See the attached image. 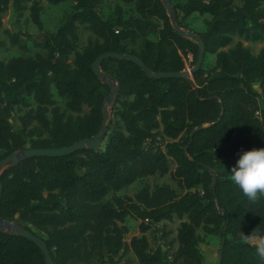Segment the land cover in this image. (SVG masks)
Returning <instances> with one entry per match:
<instances>
[{
    "label": "trees",
    "instance_id": "obj_1",
    "mask_svg": "<svg viewBox=\"0 0 264 264\" xmlns=\"http://www.w3.org/2000/svg\"><path fill=\"white\" fill-rule=\"evenodd\" d=\"M43 1L61 0H0V37L23 54L28 41L46 52L0 61V161L22 150L69 147L99 133L110 87L92 66L102 54L137 56L154 74L184 72L189 56L197 63L199 44L176 32L163 0H117L135 8L134 24L105 21L103 0H73L76 12L54 34L37 39L5 29L3 16L12 8L17 18L28 12L42 31ZM169 1L182 30L190 16H210L206 31L196 34L205 55L215 56L214 66L157 80L133 62L105 60L101 72L112 76L119 92L101 147L30 158L1 174L0 219L41 237L54 264H116L130 252L137 264H204L199 232L221 244L225 238L221 264H264L249 235L264 234V195L251 201L230 178L241 150L264 147V48L255 55L242 41L234 44L235 37L264 42V0ZM82 26L95 38L80 50ZM136 33L157 35V41L129 50ZM6 46L0 40V48ZM25 97L35 106L18 116ZM173 165L184 195L144 188L133 198L107 200L140 179L171 174ZM131 215L141 220L142 235L127 242L124 224ZM176 218L182 221L176 250L154 249L145 219L159 224ZM0 264L47 263L36 244L0 231Z\"/></svg>",
    "mask_w": 264,
    "mask_h": 264
},
{
    "label": "rangeland",
    "instance_id": "obj_2",
    "mask_svg": "<svg viewBox=\"0 0 264 264\" xmlns=\"http://www.w3.org/2000/svg\"><path fill=\"white\" fill-rule=\"evenodd\" d=\"M175 3H183L187 0H173ZM43 10L41 12V21L43 23V30L40 31L31 21L29 13H24L21 17H16L12 8H10L3 16V22L5 29L11 32H21L27 33L35 36L37 39L42 38L44 33L54 34L76 11H75V2L73 0H61L56 4H49L46 1L42 2ZM100 14L105 21H108L110 24L116 27L118 21L122 18L123 21L134 24L139 20V16L135 12L134 7L126 6L125 4L117 0H103L100 6ZM210 16L208 15H199L194 14L189 18L183 20V24L186 27L184 31H192L194 33H203L207 29V24L210 21ZM80 50L88 45L90 39L95 37L89 31H87L84 26L80 28ZM0 40H4L7 44L5 48H0V61L7 62L12 58H16L22 55H36V54H45V50L42 46L34 45L33 41H28L29 52L23 54L17 47H13L8 42V39L2 35ZM145 41H150L155 43L157 41V35L149 34L146 38H142L137 33L135 38L132 41L127 43V48L129 50L140 52L142 45ZM238 41H242L244 45L251 49L253 54H258L259 51L264 48V42H245L239 37H235L236 44ZM215 56L211 54H206L203 61V68L209 69L214 66ZM186 68L184 73L188 76H191V72L194 65V59L192 56L186 59ZM110 80L107 81L109 87ZM257 90H260L259 85H255ZM55 100L58 105L61 107L62 111L70 114L66 107V99L61 98L57 90L53 88ZM111 88L107 94L106 103L108 102V97L110 95ZM34 101L32 97H25V102L22 104L21 111H18V116L23 115L28 109L34 107ZM264 108V103H262ZM108 111V121L107 125L112 116V104L107 106ZM89 112V108L85 107L84 114ZM13 123L16 127H19V124L16 120H13ZM176 169V165L172 166L171 174L160 177H146L140 179L123 188L121 191L114 193L112 196L108 197V201H112L113 197L116 196L120 199L126 200V198H133L138 192L144 188L154 191L157 188L167 187L174 191L177 196H182L186 193V190L182 187L181 183L174 177L173 173ZM197 190L201 191V187ZM182 221L175 219L172 222L164 221L159 224H156L151 227V229L146 233L151 245L153 246H162L163 250H169L173 252L177 248L176 236L178 229ZM127 226L129 232L126 236L127 242L133 237H141V220L135 215L127 217L124 224ZM20 226L15 222L13 224L8 223L4 225V231L14 232L18 231ZM43 236L42 234H40ZM199 248L204 256V264H218V254L221 246V240L217 236L206 235L203 232L198 233ZM116 264H137V259L133 253H127L126 255H121L116 258Z\"/></svg>",
    "mask_w": 264,
    "mask_h": 264
},
{
    "label": "water",
    "instance_id": "obj_3",
    "mask_svg": "<svg viewBox=\"0 0 264 264\" xmlns=\"http://www.w3.org/2000/svg\"><path fill=\"white\" fill-rule=\"evenodd\" d=\"M165 3V7L167 8L169 12V16L172 20V23L174 24L175 30L177 33L180 35L189 37L194 39L200 46L199 53H198V59L195 67L193 68L191 75L200 70V68L203 65L204 61V55H205V46L200 38V36L194 32L191 31H184L181 29V27L177 23V17L175 14V10L169 0H163ZM116 59V60H124L128 62H133L134 64L138 65L140 68L144 69L147 74L153 78V79H169V78H186L188 75L185 74L184 72L182 73H175V72H164V73H159V74H154L152 73L149 68L143 63V61L138 58L137 56L134 55H125V54H117V53H112V52H107L105 54H102L97 58V60L94 62L92 69L96 77L105 80L106 82L110 80V88L111 92L108 97V102L104 104L103 107V122L101 129L97 135L90 139H85L82 140L72 146L65 147V148H60V149H27V150H22L19 152H16L5 159L0 161V177L1 174L7 170L8 168L24 161L30 158H35V157H63L67 156L70 154H73L75 152L85 150V149H98L101 147V144L106 136V130H107V121H108V111H107V106L113 104L115 101V98L118 95L119 92V87L118 84L112 79V76L106 75L101 72V64L108 59ZM1 193H2V184L0 180V199H1ZM11 223L13 224V221H8V220H2L0 219V231H4V225ZM16 235L22 236L34 244H36L42 251L46 263L47 264H54L52 256L50 254V251L46 245V243L43 241V239L39 236H36L29 232L28 230L24 229L23 227L20 226V229L18 231L12 232ZM225 244V238L222 240V244L220 246L219 254H218V264H221V259H222V251L224 248Z\"/></svg>",
    "mask_w": 264,
    "mask_h": 264
},
{
    "label": "clouds",
    "instance_id": "obj_4",
    "mask_svg": "<svg viewBox=\"0 0 264 264\" xmlns=\"http://www.w3.org/2000/svg\"><path fill=\"white\" fill-rule=\"evenodd\" d=\"M231 181L251 201L264 195V147L241 150L236 163L231 168ZM255 250L264 259V234H249Z\"/></svg>",
    "mask_w": 264,
    "mask_h": 264
},
{
    "label": "built area",
    "instance_id": "obj_5",
    "mask_svg": "<svg viewBox=\"0 0 264 264\" xmlns=\"http://www.w3.org/2000/svg\"><path fill=\"white\" fill-rule=\"evenodd\" d=\"M189 57H190V56H189ZM189 57H188V58H189ZM185 61H186V60H185ZM144 223H145L146 225H151V226L156 225V224H153V222H152L151 220H149V219H145ZM153 247H154V249H156L157 246H153Z\"/></svg>",
    "mask_w": 264,
    "mask_h": 264
}]
</instances>
